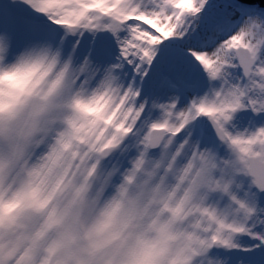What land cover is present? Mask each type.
Returning <instances> with one entry per match:
<instances>
[{
  "label": "snow or ice",
  "instance_id": "6c2138e0",
  "mask_svg": "<svg viewBox=\"0 0 264 264\" xmlns=\"http://www.w3.org/2000/svg\"><path fill=\"white\" fill-rule=\"evenodd\" d=\"M0 264H264V0H0Z\"/></svg>",
  "mask_w": 264,
  "mask_h": 264
}]
</instances>
